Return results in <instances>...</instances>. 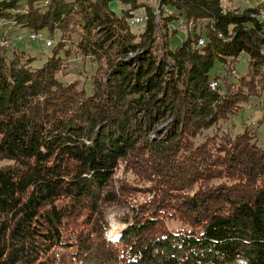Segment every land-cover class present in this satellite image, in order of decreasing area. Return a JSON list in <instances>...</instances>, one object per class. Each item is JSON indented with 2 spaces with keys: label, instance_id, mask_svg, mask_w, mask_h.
Segmentation results:
<instances>
[{
  "label": "trees",
  "instance_id": "16d2710c",
  "mask_svg": "<svg viewBox=\"0 0 264 264\" xmlns=\"http://www.w3.org/2000/svg\"><path fill=\"white\" fill-rule=\"evenodd\" d=\"M35 1L0 0V40L52 39L40 67L0 45V264H264V136L221 127L264 89L262 9ZM179 20L188 35L171 48ZM77 55L93 68L90 95L63 78Z\"/></svg>",
  "mask_w": 264,
  "mask_h": 264
},
{
  "label": "rangeland",
  "instance_id": "374dc122",
  "mask_svg": "<svg viewBox=\"0 0 264 264\" xmlns=\"http://www.w3.org/2000/svg\"><path fill=\"white\" fill-rule=\"evenodd\" d=\"M48 0H36L35 5L42 7L45 3H47ZM69 2L70 0H65ZM222 3L229 7L230 9L233 8H247V7H254L257 6L260 8L262 5H264V1L258 2V0H244L246 1V4H252L253 6H247V7H241L242 1L240 0H221ZM253 1V2H252ZM120 2H117L116 0L110 1V7L118 8V5ZM25 8V6H23ZM172 26L176 28L177 32L170 37V46L171 48L176 47L182 39L186 38L188 35V28L186 29L185 26H182L179 21L172 22ZM131 29L138 32L142 29V24L139 26H131ZM6 35L8 32H10V28H6ZM12 30V29H11ZM44 32V33H43ZM43 32H39L41 36L43 37V40H33L29 38V34L32 32L25 31L23 32L21 29L12 31L11 39L8 38V44L11 46L12 44L20 45L23 47L28 54L34 56V59L32 61L33 67H40L43 65L46 56L48 54V51L44 49L42 46H44V40L47 38V33L45 30ZM47 51V52H46ZM79 66V67H78ZM214 71L216 72H222L223 69L222 66L219 63H216L214 65ZM235 68V75L240 76L246 73L248 65H247V55L245 53L241 54L236 62L234 63ZM93 68L89 65V62L86 61L85 63H82V59L79 55L71 58V65L68 66L67 71L69 72L65 76H63L64 79L67 80H73L76 78H79L78 85L80 87L84 86L85 94L90 95L93 92L92 85L90 83L92 79V71ZM61 73H59V76ZM241 108L238 110V113L233 115L232 118L225 121V123H222L221 127L224 131H227L228 133H235L239 132L243 129L244 126L248 125H254L256 128V131L258 132V135L260 137L264 136V89L260 94L252 95L251 98L247 101L241 104ZM213 126L209 130L203 131V133L196 138V142L201 141L204 139L205 134L211 133L213 130ZM124 212L123 209H114L110 210L108 213V221L110 222V227L107 232V237L109 239H112L116 236H118V233L120 229L122 228V224L118 223L117 220H115V217L117 215H120ZM167 227L169 229L175 230L177 228H181L182 224L179 222H171L167 221Z\"/></svg>",
  "mask_w": 264,
  "mask_h": 264
},
{
  "label": "built area",
  "instance_id": "2783aa9c",
  "mask_svg": "<svg viewBox=\"0 0 264 264\" xmlns=\"http://www.w3.org/2000/svg\"><path fill=\"white\" fill-rule=\"evenodd\" d=\"M135 11H137V12L140 11L141 18H138V19H129V17H128L127 18V22L128 23H133L134 26H139L140 24H142L145 21L146 14H145V12H144L143 9H138V10H135ZM158 13H159V10L156 7L155 8V14L159 15ZM188 27L189 28H192V24H189ZM29 38H31L33 40H40V41L43 40V37L39 33L38 34H29ZM51 40L52 39H50V38H46L44 40V46L45 47H48V44L51 42ZM203 43H204V39H202V41L200 42V45H203ZM5 44H7V41L5 39L0 40V45H5ZM213 83H214V85H216L215 82H213Z\"/></svg>",
  "mask_w": 264,
  "mask_h": 264
},
{
  "label": "bare ground",
  "instance_id": "6f19581e",
  "mask_svg": "<svg viewBox=\"0 0 264 264\" xmlns=\"http://www.w3.org/2000/svg\"><path fill=\"white\" fill-rule=\"evenodd\" d=\"M130 17H129V19H138V18H141V15H140V11H133V12H130ZM129 25L130 26H134L133 25V23H129ZM31 34H38V33H36V32H32ZM202 41V39L200 38L199 39V45H200V42ZM52 45V40H51V42L48 44V46H51ZM215 85H214V83H211V87H214Z\"/></svg>",
  "mask_w": 264,
  "mask_h": 264
},
{
  "label": "crops",
  "instance_id": "0c3cea01",
  "mask_svg": "<svg viewBox=\"0 0 264 264\" xmlns=\"http://www.w3.org/2000/svg\"><path fill=\"white\" fill-rule=\"evenodd\" d=\"M240 0H238V2H239ZM247 1V0H246ZM246 1H242V5H241V7H247V6H253L252 4H246ZM249 1V0H248ZM260 1H264V0H258V2H260ZM253 2V1H252ZM113 8V7H112ZM123 7L121 6V4H119L118 5V8H113L115 11H117V12H119L121 9H122ZM261 9H262V15H261V17H260V19L262 18V17H264V5H262V7H261Z\"/></svg>",
  "mask_w": 264,
  "mask_h": 264
}]
</instances>
